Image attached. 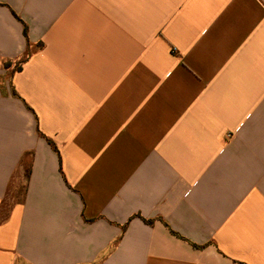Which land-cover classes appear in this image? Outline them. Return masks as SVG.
Instances as JSON below:
<instances>
[{"label": "crops", "instance_id": "0c3cea01", "mask_svg": "<svg viewBox=\"0 0 264 264\" xmlns=\"http://www.w3.org/2000/svg\"><path fill=\"white\" fill-rule=\"evenodd\" d=\"M0 264H264V0H0Z\"/></svg>", "mask_w": 264, "mask_h": 264}, {"label": "trees", "instance_id": "16d2710c", "mask_svg": "<svg viewBox=\"0 0 264 264\" xmlns=\"http://www.w3.org/2000/svg\"><path fill=\"white\" fill-rule=\"evenodd\" d=\"M25 34L27 35V27H25ZM29 44V43H28ZM22 61H24V60H22ZM8 65V63H6V66Z\"/></svg>", "mask_w": 264, "mask_h": 264}]
</instances>
